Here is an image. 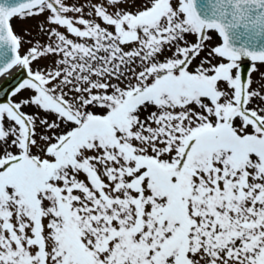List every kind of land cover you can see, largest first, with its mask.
I'll return each instance as SVG.
<instances>
[{
  "label": "snow or ice",
  "instance_id": "obj_1",
  "mask_svg": "<svg viewBox=\"0 0 264 264\" xmlns=\"http://www.w3.org/2000/svg\"><path fill=\"white\" fill-rule=\"evenodd\" d=\"M262 66L264 0H0V264H264Z\"/></svg>",
  "mask_w": 264,
  "mask_h": 264
},
{
  "label": "rangeland",
  "instance_id": "obj_2",
  "mask_svg": "<svg viewBox=\"0 0 264 264\" xmlns=\"http://www.w3.org/2000/svg\"><path fill=\"white\" fill-rule=\"evenodd\" d=\"M67 2L69 4L80 5V4H87V3H97V2H99V0H67ZM87 9H89V8L85 7V9H84L85 13H86ZM109 11H112V9L109 8ZM45 15H47V13ZM68 15L72 16L73 14L69 13ZM85 18H89V17H87V15H85ZM44 20H45L44 15L27 17L24 19H21L20 17L19 18L16 17L13 21V25L16 28L15 29L16 32L20 33V35L22 36V38L25 41L40 40L43 43V42H45L46 38L44 36L40 35V32H38L39 31L38 25L40 24V22H42ZM52 27H55V26H52ZM60 31L63 32L65 30L61 28ZM26 32L30 33V35H26L25 34ZM70 38L77 39L75 37H70ZM190 39L194 40V37H190ZM215 42H216L215 40L212 41V43H215ZM23 47H24V53H25L27 51V49L30 47V45L28 43H24ZM203 55H204V53H201V56H203ZM51 59H52L51 57L48 60L41 59L38 61V64L40 65V67H44L46 64L50 63ZM195 63H198V61H194V65H195ZM33 67H36V65L34 64ZM261 70L264 71V66L261 67ZM258 77H259V73H257V72L252 73L251 78L254 82H258ZM256 86H257V83H254L253 87H256ZM21 95H27V93H22ZM19 98H20V96L16 97L15 99H19ZM24 111L33 112V111H35V109L25 108ZM43 115H44V113H41V116H43ZM37 131L42 132L43 129L37 128ZM33 151L35 152L36 150L34 149ZM81 178H83V176H81Z\"/></svg>",
  "mask_w": 264,
  "mask_h": 264
},
{
  "label": "bare ground",
  "instance_id": "obj_3",
  "mask_svg": "<svg viewBox=\"0 0 264 264\" xmlns=\"http://www.w3.org/2000/svg\"><path fill=\"white\" fill-rule=\"evenodd\" d=\"M244 63H247V61H245ZM19 69L18 68H13L11 71H9L7 74H6V76H4V77H0V84L3 82V81H5V80H7V79H9L16 71H18Z\"/></svg>",
  "mask_w": 264,
  "mask_h": 264
}]
</instances>
